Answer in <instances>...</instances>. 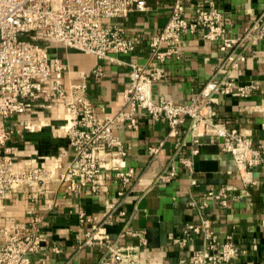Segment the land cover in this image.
<instances>
[{"label":"crops","instance_id":"obj_1","mask_svg":"<svg viewBox=\"0 0 264 264\" xmlns=\"http://www.w3.org/2000/svg\"><path fill=\"white\" fill-rule=\"evenodd\" d=\"M173 3L174 0H144L143 10L134 9L124 18L104 19L106 26H120L135 45L131 53L114 55L116 60L98 59L53 40H42L50 62L56 61L61 66L59 80L63 88L84 83L81 93L89 98L95 115L98 118L115 115L125 106L128 63L144 68L159 64L151 60L149 40L167 22ZM211 3L221 9L225 35L233 38L241 36L264 9V0H184L185 18L192 21L195 7ZM218 45L204 39L199 29L184 32L179 55L163 61V78L149 86L152 99L188 102L216 68L225 64L226 53ZM237 52H244L246 60L229 75L236 84L254 82L257 87L247 97L215 94L216 120L227 129L235 128L257 145L264 141V40L245 44ZM97 65L102 68L100 76L93 73ZM227 70L226 63L220 75ZM56 74L52 70V76ZM135 116L138 122L135 130L127 127L113 130L122 143L124 155L112 154L103 147L99 150L105 165L98 193H91L87 187L71 191L65 182L43 180L0 199V226L13 221L27 227L33 218H38L39 248L29 255V264L95 262L103 248L83 245L86 232L94 223L102 222L115 206L119 186L113 176L116 171L127 169H132L139 181L103 227L107 240L136 247L139 264H174L182 255L188 258L201 247V235L194 236L182 250L172 243V238L180 234L187 222L202 215L210 219L220 241L231 236L237 247L236 257L224 264H264L263 167H250L251 182L245 184L230 152L222 151L217 142L211 143L204 137L199 152L193 155V144L186 138L178 157L192 159L189 172L175 156L174 148L176 142L185 138L187 123L176 135L167 136L165 121L154 120L141 108ZM66 117L65 108L56 99L42 97L25 113L12 114L4 120L11 131L6 143L8 154L19 168L46 167L61 172L72 163L75 152L64 130ZM169 166H174L177 174L169 182H155L156 176ZM191 179L195 184H191ZM223 186L237 195L228 200L226 207L213 199H209L207 206L201 205L207 190L217 191ZM191 200L196 202L193 207L188 206ZM81 211L91 220L80 221ZM134 232H142L145 244Z\"/></svg>","mask_w":264,"mask_h":264},{"label":"built area","instance_id":"obj_2","mask_svg":"<svg viewBox=\"0 0 264 264\" xmlns=\"http://www.w3.org/2000/svg\"><path fill=\"white\" fill-rule=\"evenodd\" d=\"M144 8V0H0V199L43 180L65 182L71 191L87 187L91 193H98L105 165L99 150L103 147L112 154H125L113 130L120 127L135 130L138 126L135 114L139 108L154 120L165 121L167 136L176 135L187 123L185 138L176 142L174 148L175 156L189 172L192 159L179 158L181 148L189 138L193 144L191 152L195 155L203 144L201 139L206 137L211 143L217 142L222 151L232 154L245 184L251 182L250 167L262 166L264 173V141L253 145L250 138L239 134L235 128L227 129L216 120L213 106L215 94L247 97L257 87L254 82L236 84L229 72L246 60L244 52L236 53L239 48L264 40V9L241 36L233 38L225 35L223 14L216 4L195 7L194 19L189 21L184 16V0H174L167 22L149 40L151 60L159 64L144 68L128 63L129 81L123 94L125 106L115 115L104 118L95 115L89 98L81 93L85 89L84 83L63 88L59 80L61 66L56 61L50 62L46 48L41 45L42 40H53L65 48L91 54L98 59L116 60L114 55L131 53L135 45L120 26H106L103 20L124 18L130 11ZM197 29L204 39L218 42V49L226 53L224 63L228 64L227 72L221 76L220 70L225 64L218 66L186 103L166 98L154 101L149 86L163 78L161 64L165 59L179 55L184 32ZM52 70L57 72V76H52ZM93 73L100 76L101 66L97 65ZM42 97L56 99L66 110L64 130L75 156L61 172L46 167L19 168L6 147L11 131L5 127L4 120L12 114L25 113ZM155 151L151 150L152 153ZM176 174V168L169 166L156 176L155 182H169ZM113 180L119 186L118 201L102 222L94 223L86 232L83 245L103 248L102 255L91 264H139L136 247L107 240L103 227V223L134 189L139 177L134 176L132 169L118 170ZM191 184H195L194 179H191ZM234 197L237 195L225 186L217 191L209 189L203 194L201 205L207 206L209 199H213L221 207H226L228 200ZM195 205L193 200L188 202L189 207ZM118 213L123 214L122 211ZM79 217L80 221L91 220L82 211ZM37 222L38 218H33L27 227L13 221L0 226V264H29V255L39 248ZM134 233L141 244H145L142 232ZM198 234L202 238L201 247L188 258L180 256L174 264H224L236 257L238 250L231 236L220 241L210 219L203 215L198 220L187 222L180 234L172 238V243L181 250L185 249Z\"/></svg>","mask_w":264,"mask_h":264}]
</instances>
